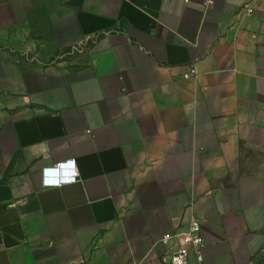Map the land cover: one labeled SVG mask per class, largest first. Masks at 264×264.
I'll use <instances>...</instances> for the list:
<instances>
[{"label":"crops","instance_id":"1","mask_svg":"<svg viewBox=\"0 0 264 264\" xmlns=\"http://www.w3.org/2000/svg\"><path fill=\"white\" fill-rule=\"evenodd\" d=\"M247 1L0 0V264H167L192 219L190 264H264ZM71 161L77 182L44 186Z\"/></svg>","mask_w":264,"mask_h":264},{"label":"built area","instance_id":"2","mask_svg":"<svg viewBox=\"0 0 264 264\" xmlns=\"http://www.w3.org/2000/svg\"><path fill=\"white\" fill-rule=\"evenodd\" d=\"M259 4L264 5V0H249L244 5V11L247 15L256 13ZM195 71L185 75L189 79L195 76ZM45 187H60L72 184L78 181L79 173L75 168L73 161L63 162L53 168L43 170ZM182 244L177 247L170 255L167 264H190V255L195 253L197 261L203 263L204 239L202 234V224L197 219H192L189 228L180 234ZM167 235L165 238H171Z\"/></svg>","mask_w":264,"mask_h":264},{"label":"rangeland","instance_id":"3","mask_svg":"<svg viewBox=\"0 0 264 264\" xmlns=\"http://www.w3.org/2000/svg\"><path fill=\"white\" fill-rule=\"evenodd\" d=\"M79 55V51L76 49L73 50H64L63 51V55H61V59H59L60 61H64V62H73L74 59L78 58ZM51 60H55V58L53 57Z\"/></svg>","mask_w":264,"mask_h":264}]
</instances>
